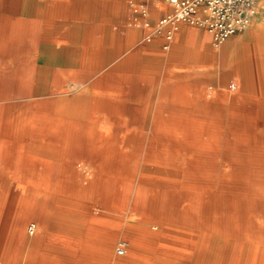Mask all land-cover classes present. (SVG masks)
Segmentation results:
<instances>
[{
	"label": "bare ground",
	"instance_id": "obj_1",
	"mask_svg": "<svg viewBox=\"0 0 264 264\" xmlns=\"http://www.w3.org/2000/svg\"><path fill=\"white\" fill-rule=\"evenodd\" d=\"M103 8L0 0V264H264V29L186 99L216 54L106 51Z\"/></svg>",
	"mask_w": 264,
	"mask_h": 264
},
{
	"label": "crops",
	"instance_id": "obj_2",
	"mask_svg": "<svg viewBox=\"0 0 264 264\" xmlns=\"http://www.w3.org/2000/svg\"><path fill=\"white\" fill-rule=\"evenodd\" d=\"M60 1L63 4L103 3L105 15L102 17L107 22L104 32L101 31L99 35L104 34L109 40L106 51H213L210 45V41L214 40L212 35L196 25L179 23L178 28L172 31V37L168 38L171 24L160 25V21L175 8L167 0ZM23 4L24 0H2V14L17 17L18 12L21 14ZM96 14L95 23L99 24L101 16ZM214 44L218 45L215 41Z\"/></svg>",
	"mask_w": 264,
	"mask_h": 264
},
{
	"label": "rangeland",
	"instance_id": "obj_3",
	"mask_svg": "<svg viewBox=\"0 0 264 264\" xmlns=\"http://www.w3.org/2000/svg\"><path fill=\"white\" fill-rule=\"evenodd\" d=\"M258 10V11H257ZM20 11V10H19ZM259 12V13H258ZM4 13V12H3ZM21 14L19 12L17 13V18L20 17ZM264 29V0H259L257 2V7L255 10V13L253 15V18L250 22V24L244 28L239 33H236L232 35L229 39L217 43L218 45L214 44V40L212 42L210 41V45L213 49V52L216 54V56L219 58V61L215 65H196L192 66L189 70H186L187 68L184 67L183 69H180L179 67H172L173 70H186V74H188V71L190 70H200L202 73H206L205 76L190 80V79H184L181 83L187 86H190L191 89V96H186L184 98L186 99H199L200 96L196 95L195 93L204 92L206 93V97L208 99L211 98H227L228 100H231L235 97H241L244 95L245 88H244V81L240 74H238L235 71L234 64L232 65V57L236 55V50L238 46L243 45L246 50L251 51L253 44L257 41L254 37L256 34L261 33V31ZM248 51V52H249ZM169 52V51H166ZM174 51H171V54ZM203 53V51H202ZM219 54V55H218ZM258 57L257 54L247 53L245 57L244 63L251 64L253 59ZM228 58V64L223 63L222 59ZM226 61V60H225ZM218 65V66H217ZM230 74V78L228 81H224V77L226 74ZM172 82V81H171ZM162 84V80L160 85ZM172 84V83H171ZM194 85V86H193ZM225 92V93H224ZM220 93V94H219ZM211 94V95H210ZM222 95V96H221ZM194 96V97H193ZM228 96V97H227ZM175 97V98H174ZM180 99L179 96L171 95V100ZM125 242V240H120L118 242V246L120 243ZM122 254V253H121ZM71 264H79V263H86V264H109V262L103 261V260H92L85 262L81 259H77L75 261H71Z\"/></svg>",
	"mask_w": 264,
	"mask_h": 264
},
{
	"label": "built area",
	"instance_id": "obj_4",
	"mask_svg": "<svg viewBox=\"0 0 264 264\" xmlns=\"http://www.w3.org/2000/svg\"><path fill=\"white\" fill-rule=\"evenodd\" d=\"M174 11L161 19L160 25L171 24L172 31L179 23L205 28L215 43H221L246 28L255 13L259 0H167Z\"/></svg>",
	"mask_w": 264,
	"mask_h": 264
}]
</instances>
